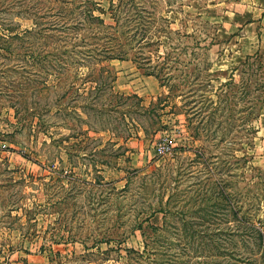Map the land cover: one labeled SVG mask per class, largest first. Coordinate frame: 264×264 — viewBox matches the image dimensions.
Returning a JSON list of instances; mask_svg holds the SVG:
<instances>
[{
    "label": "rangeland",
    "instance_id": "rangeland-1",
    "mask_svg": "<svg viewBox=\"0 0 264 264\" xmlns=\"http://www.w3.org/2000/svg\"><path fill=\"white\" fill-rule=\"evenodd\" d=\"M135 2L0 0V264H242L240 251L249 256L252 244L216 196L223 187L247 220H264V105L252 140L243 31L226 30L234 0ZM115 18H153L157 34L140 52L161 78L178 79L144 75L132 53L91 57L109 39L123 44ZM184 75L195 85L176 91ZM207 96L226 123L217 140H195L184 112L202 110ZM162 145L170 152L157 155Z\"/></svg>",
    "mask_w": 264,
    "mask_h": 264
},
{
    "label": "trees",
    "instance_id": "trees-1",
    "mask_svg": "<svg viewBox=\"0 0 264 264\" xmlns=\"http://www.w3.org/2000/svg\"><path fill=\"white\" fill-rule=\"evenodd\" d=\"M121 1L123 2L122 6L124 5V1L125 5L130 2L128 7L136 4L135 0ZM136 9H131V11L126 9L122 13L125 16L131 14H138V10ZM95 19H97L98 21H102L99 18ZM114 20L116 25L115 30L117 31V33H119L120 36L122 34L123 44H120V46L118 45L117 47V45L112 42L114 41V39H109L106 46H104L103 50L95 51L94 54L91 55V57H96L95 60L99 61L100 63L112 60L125 61L128 60V54L132 53L133 57L131 62L135 64L138 70L142 71L144 75L153 76L159 81H162L164 85H167V83L169 84V81L171 79H178L179 76L177 75H170L166 76L165 78H161L160 74L155 71L154 66L151 65L150 58L144 57V54L140 52L141 49L145 46L143 45V41L151 40L152 37L157 34L156 32L154 33L151 32L152 30H150L155 21L153 18H115ZM204 24L208 25L207 23ZM122 28H124L125 31H122ZM215 32L216 28L214 29L213 37L210 38V41L208 43V46L210 47L216 45ZM183 36L186 35L183 34ZM162 37L163 36L161 35L157 36L158 43L160 42ZM187 37L192 38V36ZM205 40H207V38H204L201 41ZM150 44L151 43L148 42L146 46H149ZM187 65H190L189 61L186 62L185 66ZM237 69L238 68H235L234 70L237 71ZM239 69H241L242 74H244L245 72H248L249 74L247 80L250 82L249 87H251L252 98L249 102V109L251 110V115L248 117L247 122H249V133L251 135V139L253 140L258 132L257 127L254 125V123L258 122V119L262 113V106L264 105V51L258 49L254 54L245 56L244 61L239 64ZM194 70H196V66L194 67ZM190 77L191 75H184L183 78L179 80V82L177 80L178 86H174L175 89L178 88L176 91H179L181 87L185 86H187L188 88H192L195 83L189 80ZM195 78H197V76H195ZM226 85L227 87H229L230 84L227 83ZM228 90H230V88H228ZM188 94H193V90L188 91ZM172 96L174 97L175 95ZM120 98L130 99L131 96H121ZM135 99L140 101V98L135 97ZM203 99L204 106H202V110H200L199 112H197L194 107L189 106V108L185 110L184 114L186 115L187 127L191 132V136L195 140H197L196 138H199L201 134H203L204 137L209 141L217 140L218 138L216 135V131H218L219 129H224L223 123H226V120L216 119L219 110V107H217L216 102L210 100L208 96L204 97ZM222 101L224 103V106L230 107L228 104V99H226V101ZM188 102H191V100H188L187 103ZM193 103V105H195L197 102L194 100ZM227 125L231 127L232 124L229 123ZM239 125H244V122H241V124ZM202 141L204 142L205 140ZM199 152L200 151H196V153L199 154L200 158L204 159L203 151L202 153ZM204 162L208 164L207 160L205 159ZM208 171L211 177L215 179L216 172L211 168ZM216 196H218L219 199L225 204V206H221L228 207L230 212L234 215V221L236 222L237 230L244 232L241 241L244 242L245 240L243 238L244 236H246L248 243L252 244L250 252L247 253L249 255L248 257L241 258L243 252L240 251V263L264 264V220L258 219L254 220V222H252V220H247L245 215L242 212H239L241 210L231 206L229 196L226 195V192L223 187L219 189V191L216 193ZM172 263L178 264L175 260Z\"/></svg>",
    "mask_w": 264,
    "mask_h": 264
},
{
    "label": "crops",
    "instance_id": "crops-1",
    "mask_svg": "<svg viewBox=\"0 0 264 264\" xmlns=\"http://www.w3.org/2000/svg\"><path fill=\"white\" fill-rule=\"evenodd\" d=\"M231 12V25L228 37L234 36L237 28H242L243 34L240 40L243 46L238 51L241 59L251 54V48L264 51V0H234ZM222 29V30H221ZM225 31V26H221L219 31ZM250 49L247 51L246 49Z\"/></svg>",
    "mask_w": 264,
    "mask_h": 264
},
{
    "label": "built area",
    "instance_id": "built-area-1",
    "mask_svg": "<svg viewBox=\"0 0 264 264\" xmlns=\"http://www.w3.org/2000/svg\"><path fill=\"white\" fill-rule=\"evenodd\" d=\"M170 146L168 145H162L156 148L157 155H165L170 152Z\"/></svg>",
    "mask_w": 264,
    "mask_h": 264
}]
</instances>
